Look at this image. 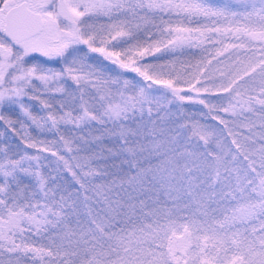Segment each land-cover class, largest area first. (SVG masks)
<instances>
[{
	"label": "snow or ice",
	"instance_id": "6c2138e0",
	"mask_svg": "<svg viewBox=\"0 0 264 264\" xmlns=\"http://www.w3.org/2000/svg\"><path fill=\"white\" fill-rule=\"evenodd\" d=\"M0 264H264V0H0Z\"/></svg>",
	"mask_w": 264,
	"mask_h": 264
},
{
	"label": "rangeland",
	"instance_id": "374dc122",
	"mask_svg": "<svg viewBox=\"0 0 264 264\" xmlns=\"http://www.w3.org/2000/svg\"><path fill=\"white\" fill-rule=\"evenodd\" d=\"M29 151H31V150H29Z\"/></svg>",
	"mask_w": 264,
	"mask_h": 264
}]
</instances>
